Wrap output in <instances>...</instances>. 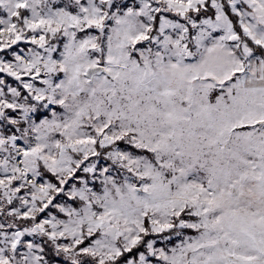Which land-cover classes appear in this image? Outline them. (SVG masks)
<instances>
[{
    "label": "snow or ice",
    "instance_id": "obj_1",
    "mask_svg": "<svg viewBox=\"0 0 264 264\" xmlns=\"http://www.w3.org/2000/svg\"><path fill=\"white\" fill-rule=\"evenodd\" d=\"M0 264H264V0H0Z\"/></svg>",
    "mask_w": 264,
    "mask_h": 264
}]
</instances>
